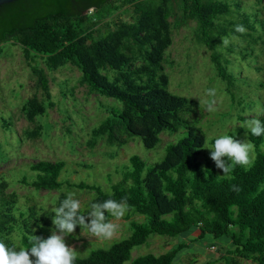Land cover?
Returning a JSON list of instances; mask_svg holds the SVG:
<instances>
[{
    "label": "trees",
    "instance_id": "1",
    "mask_svg": "<svg viewBox=\"0 0 264 264\" xmlns=\"http://www.w3.org/2000/svg\"><path fill=\"white\" fill-rule=\"evenodd\" d=\"M174 6L183 20L196 23V39L210 51L216 75L225 82L234 101L231 88L238 78L216 53L219 37L227 32L216 22L231 11L224 1L17 0L0 6V46L11 44L21 49L37 78L36 87L47 97V76L37 60L49 72L73 66L90 93L120 102V107L107 109L105 120L92 130L89 145L104 140L121 148L131 137H137L146 149L152 150L164 132L182 136L166 145L158 163L148 165L139 156H131L121 180L111 186L109 193L95 185L67 184L95 193L91 203L126 198L130 208L124 219L134 215L145 218L143 223L130 221L128 238L106 249H93L87 257H77L74 264H125L131 260V251L145 244L151 235L187 241L181 240L162 255L137 257L131 264H175L182 250L207 235L224 238L231 244L223 257L225 264H238L237 259L264 264V135L256 137L246 130L247 142L254 145L249 166H234L228 174L217 173L214 165L202 167L198 157L206 144L205 136L195 119L185 118L199 104L170 93L169 79L161 73L162 54L171 43L173 25L168 18ZM116 13L128 14L131 21L111 20ZM100 23L107 28L102 34ZM240 25L255 30L256 16H243ZM48 106H52L49 101L39 103L33 97L22 111L32 118L45 114ZM257 119L264 124V117ZM238 120L247 121L242 116ZM213 143L211 139L209 144ZM64 167V161H40L30 166L35 173L33 179L24 177L20 182L35 190L59 191ZM7 204L0 206V224L6 218L13 222L0 226V240L10 247L17 241L20 247L29 248L32 235L47 239L35 230L25 229L23 220L29 209L17 210L15 200ZM106 216L108 220L112 218L107 213ZM16 231L19 240L14 239ZM195 232L198 233L193 236Z\"/></svg>",
    "mask_w": 264,
    "mask_h": 264
},
{
    "label": "rangeland",
    "instance_id": "2",
    "mask_svg": "<svg viewBox=\"0 0 264 264\" xmlns=\"http://www.w3.org/2000/svg\"><path fill=\"white\" fill-rule=\"evenodd\" d=\"M221 1L228 3L231 11L216 22L227 30L218 39L216 53L221 63L226 61L227 69L238 78L231 88L235 100L226 90L225 82L217 77L210 51L198 43L196 23L183 20L180 10L175 6L168 18V22L173 25L171 43L165 48L161 61V73L169 79L168 91L191 98L199 104L198 109L185 114V118L195 119L205 136L206 144L198 157L202 167L207 164L215 166L211 150L208 149L211 139L227 134L236 136L242 143L247 142V121L264 117V0ZM236 3H239L238 6ZM243 16L251 19L256 16L255 30L245 27L246 32L243 34L235 31V26L241 24ZM118 18L131 21L128 14L122 13L120 16L114 14L111 20ZM98 26L100 34L107 29L101 23ZM225 37L230 40L227 47L222 44V38ZM37 64L47 76L48 97L36 87L37 78L31 73L21 49L11 44L0 46V198L3 202L0 206H7V201L15 200L17 210L29 209V214L23 220L25 229L35 230L48 238L54 228L52 206L58 205L59 200L68 193H73L74 198L81 203V214L87 217L89 205L95 197L93 192L68 187V183L95 185L109 193L111 186L121 180L131 156H139L148 165L158 163L165 155L166 145L177 142L182 136L180 133L164 132L160 135L161 142L152 150L146 149L137 137H131L121 148L112 147L104 140L89 145L92 130L105 120L107 109L120 107V102L90 93L81 84L80 73L73 66L67 65L49 72L40 60H37ZM209 89L215 91L214 96L207 94ZM33 97L39 103L49 101L52 106H48L41 116L27 118L22 107ZM208 104L213 105V110H207ZM239 116L247 121L238 120ZM40 161L65 162L59 177L63 183L61 190H35L20 182L24 177L29 181L33 179L35 173L30 170V166ZM221 172L217 168V173ZM127 214L118 221L109 219L118 225L111 239L90 237L85 229L77 225L72 234L64 237L65 243L76 251L77 257H87L93 249H106L114 242L129 237L130 221H145L140 215L125 220ZM37 218L42 220L41 223L36 222ZM12 222V219L6 218L0 226L5 227ZM13 236L19 240L17 231ZM181 240L187 241L180 237L151 235L145 244L131 251V260L125 264H131L133 259L143 255H162ZM15 244L19 251V243L15 241ZM231 247L226 239L207 235L182 250L175 264H225L223 257ZM235 261L238 264H255L238 259Z\"/></svg>",
    "mask_w": 264,
    "mask_h": 264
},
{
    "label": "clouds",
    "instance_id": "3",
    "mask_svg": "<svg viewBox=\"0 0 264 264\" xmlns=\"http://www.w3.org/2000/svg\"><path fill=\"white\" fill-rule=\"evenodd\" d=\"M235 31L243 34L246 28L243 25H236ZM229 43V38H222L225 47ZM207 94L214 96L215 91L209 89ZM206 107L207 110H213L212 104ZM247 129L253 136L264 135V124L257 118L247 121ZM233 137L227 134L220 135L208 148L211 150L210 155L215 166L222 170L223 174L230 173L234 166L246 167L251 164L250 154L254 145L250 142L242 143ZM80 208V201L74 198L73 193H68L64 199L59 200L58 205L51 208V212L55 214L52 217L54 228L47 239L32 235L31 247H20L19 251L15 245L10 247L0 240V264H74L77 258L76 251L66 245L64 237L72 234L79 225L90 237L100 240L111 239L116 234L118 225L108 220L106 213L118 221L129 211L130 206L126 198L120 201L108 199L104 202L91 203L87 217L81 214ZM30 257H35V260Z\"/></svg>",
    "mask_w": 264,
    "mask_h": 264
},
{
    "label": "water",
    "instance_id": "4",
    "mask_svg": "<svg viewBox=\"0 0 264 264\" xmlns=\"http://www.w3.org/2000/svg\"><path fill=\"white\" fill-rule=\"evenodd\" d=\"M15 1H17V0H0V6L4 5V4H9V3L15 2Z\"/></svg>",
    "mask_w": 264,
    "mask_h": 264
}]
</instances>
